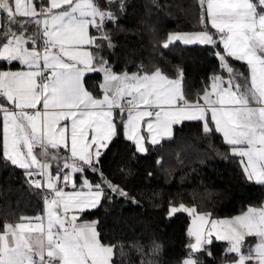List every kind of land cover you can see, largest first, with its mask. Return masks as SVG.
<instances>
[{"label":"snow or ice","instance_id":"6c2138e0","mask_svg":"<svg viewBox=\"0 0 264 264\" xmlns=\"http://www.w3.org/2000/svg\"><path fill=\"white\" fill-rule=\"evenodd\" d=\"M106 2L0 0V63L22 66L17 71L0 68V155L25 169L34 187L48 190L44 216L4 225L0 264H113L114 246L101 242L95 224H77L76 213L98 208L106 189L128 197L97 167L102 149L118 134L115 109L127 111L124 136L141 154L147 151L142 122L153 145L170 137L174 124L202 121L204 133L214 125L232 155L241 158L247 179L264 185V0H199L201 22L210 23L218 36L210 30L167 36L164 48L180 41L217 49L220 71L210 76V84L194 101L183 91L182 70L175 79L159 68L117 74L102 56L86 49L102 47L98 40L112 46L104 27L116 20L114 0ZM90 28L100 36L90 35ZM229 58L246 65L247 72L235 69ZM88 72L102 74V99L87 89ZM61 121L71 122L70 135ZM60 148L70 156L49 151ZM60 160L62 165L52 171V161ZM88 170L99 172L95 184L87 179ZM77 173L82 179L79 190L66 192L69 184L77 189ZM177 212L193 216L188 235L194 242L182 264H199L192 253L204 251L213 234L227 242L225 254L234 255L229 264H264V207H249L231 220H210L193 207L171 205L169 215ZM246 237H255V244L246 245Z\"/></svg>","mask_w":264,"mask_h":264},{"label":"trees","instance_id":"16d2710c","mask_svg":"<svg viewBox=\"0 0 264 264\" xmlns=\"http://www.w3.org/2000/svg\"><path fill=\"white\" fill-rule=\"evenodd\" d=\"M101 2L107 6L106 0ZM111 10L116 20L106 22L104 31L112 46L99 40L103 46L92 53L108 61L114 72L151 73L159 68L173 79L182 70L183 91L194 101L210 84V76L220 71L217 49L212 46L173 43L162 47L171 32L210 30L201 22L199 0H114ZM229 60L246 73L245 65ZM17 66L0 63L3 69ZM84 83L94 95L100 93L98 73L86 75ZM115 121L118 134L103 149L97 167L128 197L106 189L98 208L77 216L79 222H94L101 242L114 246L113 264H182L189 250V216L177 212L168 217L171 205L193 207L197 214L214 219L261 205L264 185L245 179L239 158L213 129L204 133L202 122L175 125L170 138L146 144L147 151L141 154L123 137L121 116ZM85 175L93 184L100 180L99 172L88 170ZM29 179L24 170L0 155V232L6 223L15 225L26 221L22 217L41 215V188L31 185ZM74 180L79 188L81 175L75 174ZM225 249L224 243L212 241L207 253L198 256L199 264L230 262L234 255L225 254Z\"/></svg>","mask_w":264,"mask_h":264},{"label":"crops","instance_id":"0c3cea01","mask_svg":"<svg viewBox=\"0 0 264 264\" xmlns=\"http://www.w3.org/2000/svg\"><path fill=\"white\" fill-rule=\"evenodd\" d=\"M204 8H205V12H206V5L204 6ZM18 19H26V18H24V17H19ZM207 23V22H206ZM207 26L209 27V29H210V31L214 34V35H217L218 36V34H216L215 33V30L214 29H211V25H210V23H207ZM29 27V30L30 31H32V30H35V28H36V26L35 25H29L28 26ZM201 31H204V30H201ZM89 32H90V35H92V36H100V33L99 32H97V30L95 29V28H90V30H89ZM97 43H99V40L97 41ZM86 47V49L87 50H89V51H91V52H93V50L96 48V47H93V46H85ZM220 49H221V52L223 51V48H222V46L220 47ZM229 59H231V58H229ZM234 61V60H233ZM236 62H239V61H236ZM13 63H17L18 64V66L17 67H15V68H12L11 70L12 71H17V70H21L22 69V66L18 63V62H13ZM239 63H241V62H239ZM244 65V64H243ZM245 67H246V72H247V66L245 65ZM24 70H26V69H24ZM154 72V71H153ZM91 73H93V72H88V73H85V76L86 75H88V74H91ZM116 73V72H115ZM135 73V72H134ZM99 75H100V83H99V94L98 95H95L96 97H98V98H100V99H102L103 98V93H102V90H101V88H100V84L102 83V74L101 73H98ZM117 74H122V73H117ZM129 74H132V73H129ZM224 75L225 76H227V73H224ZM203 94V93H202ZM201 94V95H202ZM201 103H203V101H200ZM9 107H11L10 105H9ZM31 111V110H30ZM116 116H121V132H122V135H123V137L125 138V136H124V129H123V124H122V120H125V119H127V111H125L123 114H121V112H120V110L119 109H115L114 110V117H116ZM148 118H146V120H147ZM184 122H186V121H184ZM202 122V121H201ZM61 123V125H64L65 123H67V125H68V127H69V135H70V125H71V122L70 121H67V122H65V121H61L60 122ZM175 125H178V124H174L173 126H172V129H173V127L175 126ZM203 126V125H202ZM212 129L215 131V126L214 125H212ZM141 132H142V134L144 135V137H145V145L146 144H151L150 142H148V139H149V134H148V132L146 131V123H144V122H142V126H141ZM216 132V131H215ZM217 133V132H216ZM219 135H220V137H221V139H222V141H223V143H224V140H223V136L220 134V133H218ZM0 135H2V131H0ZM172 136V135H171ZM170 136V137H171ZM170 137H167V136H165V137H163V138H159L160 139V141H162V140H165V139H168V138H170ZM126 139V138H125ZM127 140V139H126ZM129 141V140H128ZM70 142V141H69ZM131 142V141H130ZM132 143V142H131ZM133 144V143H132ZM225 144V143H224ZM134 145V144H133ZM225 145H227V144H225ZM228 147H229V151H230V153H231V146H229V145H227ZM134 148H135V146H134ZM37 154H39L40 152H41V150L39 149V148H36L35 150H34ZM49 151L50 152H56V151H59V153L60 154H62V155H64V156H70V152H66L65 151V149H63V148H60L59 150H55V149H49ZM102 151H103V149H102ZM232 154V153H231ZM238 158H239V160H241V158L239 157V156H237ZM38 158L41 160V161H43L45 158L42 156V155H39L38 156ZM61 161V160H60ZM60 161H52V163H51V170L52 171H55L56 170V168H57V164L60 162ZM10 162V161H9ZM11 163V162H10ZM240 165H241V163H240ZM14 167H16L15 165H14ZM18 168V167H17ZM241 169H242V172L244 173V170H243V168H242V165H241ZM77 174H79V173H77ZM75 176V175H74ZM254 182V181H253ZM45 190H47V189H45ZM76 190H79V188H77ZM48 191V190H47ZM246 212V211H245ZM244 213V212H243ZM243 213H240V214H236V215H233V216H230V217H224V218H226L227 220H231L232 218H234V217H236V216H239V215H241V214H243ZM219 219V218H218ZM220 219H223V218H220ZM77 224H95L94 222H90V221H87V222H76ZM36 236H38V234H36ZM247 240H249V238H247L245 241H247ZM212 242V241H211ZM249 242H251V241H249ZM222 243H224V242H222ZM255 244V240L253 239L252 240V242L251 243H249V245L250 244ZM225 244V247H226V243H224ZM206 247V246H205ZM35 259H39V257L37 256V257H35Z\"/></svg>","mask_w":264,"mask_h":264},{"label":"rangeland","instance_id":"374dc122","mask_svg":"<svg viewBox=\"0 0 264 264\" xmlns=\"http://www.w3.org/2000/svg\"><path fill=\"white\" fill-rule=\"evenodd\" d=\"M195 32H199V31H195ZM171 33H177V34H183V33H194V32H171ZM170 34V33H169ZM168 34V35H169ZM167 35V36H168ZM167 36H166V38H167ZM166 40V39H165ZM174 43H179V44H182V45H186V46H191V45H201V44H184V43H182V42H180V41H176V42H174ZM173 44V43H172ZM162 45H163V43H162ZM163 47V46H162ZM164 48V47H163ZM173 79H175V78H173ZM201 122V121H200ZM202 125H203V122H202ZM9 162V161H8ZM10 163V162H9ZM62 163H63V160H61L60 162H59V164L60 165H62ZM11 164V163H10ZM12 165V164H11ZM14 166V165H13ZM17 168V167H16ZM243 168V167H242ZM18 169H21V168H18ZM22 170H24L25 171V169H22ZM91 171V170H90ZM92 172V171H91ZM243 175H244V177H245V179L247 180V181H249L248 179H247V176L245 175V172L243 173ZM249 182H252V183H255V182H253V181H249ZM80 183H82V179L80 180ZM256 184V183H255ZM61 186H63V185H61ZM74 190H76V189H73V187L71 186V184H69L67 187H65V191L66 192H73ZM84 191H87V189H83ZM175 206H177V207H179V205H175ZM259 207H264V198H263V200H262V203H261V205L259 206ZM169 208H170V206H169ZM169 208H168V211H167V216L168 217H170V216H172V215H169ZM258 208V207H257ZM87 210H90V209H87ZM44 213H45V203H43V208H42V213H41V215L40 216H44ZM79 213V212H78ZM78 213H76V215L78 216ZM183 213H185V214H187L188 215V213H186V212H183ZM63 214V213H62ZM73 213H69L68 215H69V218L71 217V215H72ZM202 215H204V214H202ZM189 216V220H188V224H187V228H186V237H187V247H188V245L191 243V242H194V238L193 237H190L189 235H188V229L190 228V227H193V223H192V221H193V216H190V215H188ZM209 218V217H208ZM210 220H227L226 218H223V219H214V218H209ZM76 222H79L78 220H76ZM24 223H27V221H25ZM36 234L37 233H32V235L33 236H36ZM247 238H249V240H247V241H245L244 243L246 244V245H249V243H251L252 242V240L254 239L255 240V242H256V238L255 237H246L245 238V240L247 239ZM211 241H215V242H224V243H226L227 244V242L226 241H224V240H217L216 239V237H215V234H213L210 238H209ZM249 241H251V242H249ZM209 243H205L204 244V251H201V252H196V253H192V256L193 257H195V258H198V256L200 255V257L202 256V252H205V253H207V245H208ZM250 245H253V243L252 244H250ZM206 246V247H205ZM228 246V244L226 245V247ZM188 252L186 253V255L183 257V260L188 256V254L191 252V249L188 247ZM245 251H247V249L245 248L244 249ZM183 260H182V262H183ZM222 264H229V262H225V263H222Z\"/></svg>","mask_w":264,"mask_h":264},{"label":"built area","instance_id":"2783aa9c","mask_svg":"<svg viewBox=\"0 0 264 264\" xmlns=\"http://www.w3.org/2000/svg\"><path fill=\"white\" fill-rule=\"evenodd\" d=\"M36 2H37V4H39L40 3V0H36ZM34 178H37V179H42V177H34ZM32 185V184H31ZM48 193V191L47 190H45V189H41V203H42V206H43V203H45V199H46V194ZM48 198H50V195H48ZM40 216V215H39ZM45 258H47L46 256H45ZM37 260H39V259H37Z\"/></svg>","mask_w":264,"mask_h":264}]
</instances>
